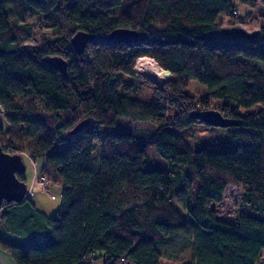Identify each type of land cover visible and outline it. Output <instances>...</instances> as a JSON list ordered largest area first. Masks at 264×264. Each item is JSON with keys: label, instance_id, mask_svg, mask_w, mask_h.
<instances>
[{"label": "trees", "instance_id": "1", "mask_svg": "<svg viewBox=\"0 0 264 264\" xmlns=\"http://www.w3.org/2000/svg\"><path fill=\"white\" fill-rule=\"evenodd\" d=\"M121 3L0 0V144L43 157L41 174L61 187L49 216L28 197L3 203L0 222L20 238L0 234V250L15 264H91L96 253L102 264H264V23L255 36L230 33L263 20L253 9L264 0H134L111 13ZM219 18L229 28L215 35ZM118 28L145 38L106 41ZM79 31L94 37L77 54ZM140 57L169 79L142 80ZM192 81L207 93H187ZM140 83L150 101L130 96ZM210 109L233 124L220 143L191 147L184 131ZM121 117L152 129H121ZM228 186L243 191L233 221L214 209Z\"/></svg>", "mask_w": 264, "mask_h": 264}, {"label": "rangeland", "instance_id": "2", "mask_svg": "<svg viewBox=\"0 0 264 264\" xmlns=\"http://www.w3.org/2000/svg\"><path fill=\"white\" fill-rule=\"evenodd\" d=\"M134 0H122V3L114 7L111 10V13L113 14H120L124 8H126L129 4H131ZM233 4L237 3V0H232ZM241 12L247 11V6L240 2ZM258 11H261V8H257ZM264 22L262 20H254L249 25L241 26L240 28L246 32V33H253L260 30L261 25ZM218 29L214 30L215 35H221L220 31L222 29H227L229 26L227 25L226 18H219L218 19ZM48 29H44V31H47ZM31 45H37V42L34 40H31L27 42ZM148 59L153 60L150 57H141V59ZM136 60L134 69L136 71L137 76H139L142 80H151L155 82L157 85L163 84L167 79H169L170 75L167 71L162 69L158 64L155 62V66L157 68V71L159 74L164 75L165 79L162 81H158L156 79H152L149 76L143 75L139 72L137 69V61ZM262 69L264 70V65H261ZM141 84V83H140ZM138 85V83H137ZM129 91H131L130 96H133L135 98L144 100V101H150L152 98V88L148 86H144L141 84L140 87H138L139 91H134L131 88H128ZM186 92L190 94H194L195 96H203L207 93V89L204 85L199 84L196 81L190 82L188 87L186 88ZM171 114V110L169 112ZM0 121L3 125L5 124V120H3V113L0 112ZM118 126L121 129L129 130L134 133H143L146 131H149L152 129V127L147 123H141V122H132L127 118L121 117L118 119ZM226 137V131L224 128L221 127H213L206 124H194L187 128L184 131V138L186 142L191 147H201L208 144H218L220 143L224 138ZM148 155L159 165H163L165 168H168L169 163L161 159L155 152L153 147H149L147 150ZM26 165V170L24 173V176L26 177V186L28 190L32 191L31 196L29 195L28 198H31V201H33L34 205L44 212L47 215L53 214L60 205V196H61V187L57 183H51L48 178L41 174L40 169L41 166L36 162L32 161L30 158L24 160ZM38 175L44 176L48 181H50L48 186L43 187L40 185L37 177ZM243 195V191L234 186H228L224 189L222 193V202L220 204H214V209L216 211V214L219 218L225 220V221H233L237 215V208L241 201V197ZM2 253V252H0ZM183 257H187L188 251L181 252ZM2 258H0V263L5 262L3 260V253L0 254ZM5 256V255H4ZM101 253H96L93 262H101L100 259ZM181 257V259H184ZM168 261H164L163 264Z\"/></svg>", "mask_w": 264, "mask_h": 264}, {"label": "water", "instance_id": "3", "mask_svg": "<svg viewBox=\"0 0 264 264\" xmlns=\"http://www.w3.org/2000/svg\"><path fill=\"white\" fill-rule=\"evenodd\" d=\"M231 34H238L243 36H255L256 32L246 33L241 28L232 29ZM235 32V33H233ZM94 36L85 32L75 33L70 42L72 48L77 54H80L88 41ZM145 38L142 32L135 30L118 28L111 31L105 40L110 43H132ZM48 65L52 66L60 73H65L66 62L60 57H50L47 59ZM193 117L206 123L209 126L225 128L233 122L224 118L217 110L210 109L206 111H196ZM26 170L24 159L20 153L5 152L0 144V209L3 203H20L26 197V183L25 180L19 178L23 176ZM24 179V177H23Z\"/></svg>", "mask_w": 264, "mask_h": 264}, {"label": "crops", "instance_id": "4", "mask_svg": "<svg viewBox=\"0 0 264 264\" xmlns=\"http://www.w3.org/2000/svg\"><path fill=\"white\" fill-rule=\"evenodd\" d=\"M257 8H261V11H258V9ZM254 12L256 13V14H263L264 13V8L262 7V6H257V7H255L254 9ZM263 22H264V19L262 20ZM262 26V25H261ZM36 162L42 167L43 165H44V158L43 157H39L37 160H36ZM23 177H24V180H25V183H26V177L23 175ZM59 185V184H58ZM60 186V185H59ZM27 187V186H26ZM32 192V191H31ZM31 196V195H30ZM28 199H30V201H31V198H28ZM31 203L33 204V206L35 207V209L37 210V211H39V212H41L42 214H44V215H47V214H45L44 212H42L41 210H39L37 207H36V205H34V203H33V201H31ZM47 216H49V215H47ZM0 234L2 235V236H4V237H9V238H15V239H17V238H20L18 235H16L14 232H12V231H10V230H8V229H5L3 226H2V224H1V222H0ZM36 236H38L37 234H35ZM0 252H2L3 253V260L5 261V262H2V264H15L14 263V261L11 259V257L8 255V253H6V252H4L3 250H0ZM2 253H0V254H2ZM5 255V256H4ZM0 258H2L1 257V255H0ZM1 262V261H0ZM1 264V263H0ZM91 264H102V261L101 262H91Z\"/></svg>", "mask_w": 264, "mask_h": 264}, {"label": "bare ground", "instance_id": "5", "mask_svg": "<svg viewBox=\"0 0 264 264\" xmlns=\"http://www.w3.org/2000/svg\"><path fill=\"white\" fill-rule=\"evenodd\" d=\"M155 62L148 59L139 60L137 63V69L143 75L149 76L152 79H156L158 81H162L165 79L164 75L159 74L157 68L155 66Z\"/></svg>", "mask_w": 264, "mask_h": 264}, {"label": "built area", "instance_id": "6", "mask_svg": "<svg viewBox=\"0 0 264 264\" xmlns=\"http://www.w3.org/2000/svg\"><path fill=\"white\" fill-rule=\"evenodd\" d=\"M240 12L239 11H236V14H239ZM143 58V57H142ZM139 59H141V57L140 58H138V60ZM151 60V59H150ZM153 61V60H152ZM138 62V61H137ZM0 112H2V110H1V108H0ZM3 113V112H2ZM37 179H38V181H39V183H40V185H42L43 187H45V186H48L49 185V183H50V181H48L44 176H42V175H38V177H37ZM32 194V192H31V190H26V193H25V197H28L29 195H31ZM121 263L122 264H127V262H126V260H124V259H121Z\"/></svg>", "mask_w": 264, "mask_h": 264}]
</instances>
